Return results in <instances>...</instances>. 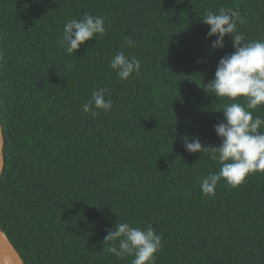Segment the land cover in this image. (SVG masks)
<instances>
[{
    "label": "trees",
    "instance_id": "obj_1",
    "mask_svg": "<svg viewBox=\"0 0 264 264\" xmlns=\"http://www.w3.org/2000/svg\"><path fill=\"white\" fill-rule=\"evenodd\" d=\"M222 7L264 40V0H0V228L25 264H131L105 250L118 221L162 236L156 264H264V173L205 196L220 163L184 147L219 146L220 110L244 102L206 87L234 52L228 35L213 49L202 20ZM85 13L105 33L69 55L63 25ZM121 51L141 64L128 80L109 66ZM97 88L113 107L93 118Z\"/></svg>",
    "mask_w": 264,
    "mask_h": 264
},
{
    "label": "clouds",
    "instance_id": "obj_2",
    "mask_svg": "<svg viewBox=\"0 0 264 264\" xmlns=\"http://www.w3.org/2000/svg\"><path fill=\"white\" fill-rule=\"evenodd\" d=\"M210 26L207 37L215 36L213 49L224 47V37L232 38L234 52L222 57L217 65L214 79L207 84L214 95L227 97L230 101L243 98L244 102H230L223 106V121L214 126L221 139L216 147L204 146L199 139L188 142L185 150L190 153H210V158L220 163V170L209 173L200 181L205 196H214L217 184L223 180L231 187L241 185L253 173H264V117L254 115L264 106V40L247 41L237 30V24L244 19L239 11L220 8L218 13L207 11L202 18ZM105 21L101 16L85 13L80 19H70L63 25L60 47L73 55L85 41L105 33ZM127 44L134 42L128 39ZM198 63L200 61H197ZM110 68L120 80H128L140 71V61L118 52L110 61ZM107 89L97 88L91 99L82 105L86 114L95 118L100 111L108 113L113 104L105 98ZM105 250L120 259L132 257L131 264H156V254L162 250V236L148 225L133 227L128 222L118 221L114 229H106Z\"/></svg>",
    "mask_w": 264,
    "mask_h": 264
},
{
    "label": "water",
    "instance_id": "obj_3",
    "mask_svg": "<svg viewBox=\"0 0 264 264\" xmlns=\"http://www.w3.org/2000/svg\"><path fill=\"white\" fill-rule=\"evenodd\" d=\"M4 135L0 121V176L4 165ZM0 264H25L17 249L9 240L6 233L0 228Z\"/></svg>",
    "mask_w": 264,
    "mask_h": 264
}]
</instances>
